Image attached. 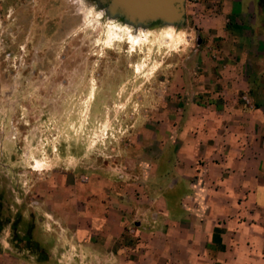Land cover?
I'll return each mask as SVG.
<instances>
[{
	"label": "rangeland",
	"instance_id": "rangeland-1",
	"mask_svg": "<svg viewBox=\"0 0 264 264\" xmlns=\"http://www.w3.org/2000/svg\"><path fill=\"white\" fill-rule=\"evenodd\" d=\"M261 1L252 5L264 10ZM110 4L0 0V205L10 221L1 238L11 244L19 221L17 244L31 254L58 237L76 189L95 191L103 179L101 192L124 195V176L139 171L138 146L154 156L183 112L185 89L197 85L187 67L196 75L201 65H229L220 56L230 46L207 21L224 13L222 0H186L176 33L128 23ZM242 100L256 106L248 94Z\"/></svg>",
	"mask_w": 264,
	"mask_h": 264
},
{
	"label": "crops",
	"instance_id": "crops-1",
	"mask_svg": "<svg viewBox=\"0 0 264 264\" xmlns=\"http://www.w3.org/2000/svg\"><path fill=\"white\" fill-rule=\"evenodd\" d=\"M252 1L222 0L224 13L207 19L230 46L220 56L229 65L187 67L197 85L154 156L138 146L124 195L101 192L103 179L76 189V211L45 252L4 237L0 264H264V10Z\"/></svg>",
	"mask_w": 264,
	"mask_h": 264
},
{
	"label": "water",
	"instance_id": "water-1",
	"mask_svg": "<svg viewBox=\"0 0 264 264\" xmlns=\"http://www.w3.org/2000/svg\"><path fill=\"white\" fill-rule=\"evenodd\" d=\"M186 0H124V18L136 26L161 22L177 25L185 20ZM122 5L111 0L110 10L116 13Z\"/></svg>",
	"mask_w": 264,
	"mask_h": 264
},
{
	"label": "trees",
	"instance_id": "trees-1",
	"mask_svg": "<svg viewBox=\"0 0 264 264\" xmlns=\"http://www.w3.org/2000/svg\"><path fill=\"white\" fill-rule=\"evenodd\" d=\"M2 208H3L2 205H0V238H1V235H2V233L4 231V229H5L6 224L8 225L9 222H10V221H7V223H4L3 222V218H2L3 210H2ZM12 231L14 233V240L11 241V244L14 247H16L18 249H28V250H33L34 249V247L32 248V247L25 246V245L24 246L23 245L18 246L17 242L20 241V240H22L21 239V236L18 233L19 232V221H17V222H15V223L12 224ZM39 248L40 247H38V249ZM42 251H44V249H41V253H42Z\"/></svg>",
	"mask_w": 264,
	"mask_h": 264
},
{
	"label": "bare ground",
	"instance_id": "bare-ground-1",
	"mask_svg": "<svg viewBox=\"0 0 264 264\" xmlns=\"http://www.w3.org/2000/svg\"><path fill=\"white\" fill-rule=\"evenodd\" d=\"M114 3H116V2H118L119 4H121L122 5V9L120 10L121 12H123L124 13V0H112ZM112 20H113V18H112ZM175 28L173 27V25H171L169 28H168V31H171V32H173V33H176L175 32V30H174Z\"/></svg>",
	"mask_w": 264,
	"mask_h": 264
}]
</instances>
